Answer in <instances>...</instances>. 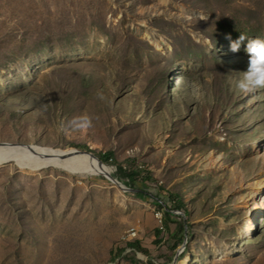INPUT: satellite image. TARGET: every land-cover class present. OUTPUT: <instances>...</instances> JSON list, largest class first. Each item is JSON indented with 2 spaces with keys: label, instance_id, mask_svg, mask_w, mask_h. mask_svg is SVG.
<instances>
[{
  "label": "rangeland",
  "instance_id": "obj_1",
  "mask_svg": "<svg viewBox=\"0 0 264 264\" xmlns=\"http://www.w3.org/2000/svg\"><path fill=\"white\" fill-rule=\"evenodd\" d=\"M229 35L264 39V0H0V143L110 155L129 188L3 163L0 264H264V89Z\"/></svg>",
  "mask_w": 264,
  "mask_h": 264
},
{
  "label": "bare ground",
  "instance_id": "obj_2",
  "mask_svg": "<svg viewBox=\"0 0 264 264\" xmlns=\"http://www.w3.org/2000/svg\"><path fill=\"white\" fill-rule=\"evenodd\" d=\"M6 162H14L30 173H37L48 166H56L77 175H104L113 182L118 179L110 166L76 149L54 151L50 147L35 144L2 142L0 143V165ZM260 190L264 193V185ZM260 213L263 214L264 209Z\"/></svg>",
  "mask_w": 264,
  "mask_h": 264
},
{
  "label": "clouds",
  "instance_id": "obj_3",
  "mask_svg": "<svg viewBox=\"0 0 264 264\" xmlns=\"http://www.w3.org/2000/svg\"><path fill=\"white\" fill-rule=\"evenodd\" d=\"M226 38L230 41L232 52H238L241 44L247 41L245 44L247 65L236 81V88L245 95L264 89V39L259 37L248 39L243 35L236 40H232L230 35Z\"/></svg>",
  "mask_w": 264,
  "mask_h": 264
},
{
  "label": "trees",
  "instance_id": "obj_4",
  "mask_svg": "<svg viewBox=\"0 0 264 264\" xmlns=\"http://www.w3.org/2000/svg\"><path fill=\"white\" fill-rule=\"evenodd\" d=\"M101 160H103L106 163H111L110 162V155L107 156H100ZM118 170L120 173V176L122 177H126L129 178L130 181H135L136 179V175L140 172L139 168H135L133 170V174H126V170L122 165H118ZM151 180H153L152 177H150ZM169 195L171 197H177V195L173 194V193H169ZM179 203L180 200H178ZM159 206L163 209V226L164 228H166V230L171 231L172 227H176V229L179 231L180 239L183 242L185 237H186V225H185V221L182 220V217L175 213L172 209H165L163 207L162 204L159 203ZM187 213V211H185ZM157 234H160L162 232V229H157ZM129 247L133 248L136 251H140V252H144L147 253V250L145 248H143L139 242H134V243H129ZM118 255L122 256L123 252L122 249L119 250ZM126 258L130 259L131 261H133V258L129 257L128 255H124ZM117 255H114L111 259H116Z\"/></svg>",
  "mask_w": 264,
  "mask_h": 264
},
{
  "label": "water",
  "instance_id": "obj_5",
  "mask_svg": "<svg viewBox=\"0 0 264 264\" xmlns=\"http://www.w3.org/2000/svg\"><path fill=\"white\" fill-rule=\"evenodd\" d=\"M51 149H53V148H51ZM54 151H60V149H53ZM76 150H78V149H76ZM79 151H81V152H83V153H85V154H88V155H90V156H92V157H96V158H98L94 153H92V152H90V151H84V150H79ZM102 163H104V164H106L107 166H109L108 165V163H106V162H104L103 160H101L100 158H98ZM119 187H121L122 189H124V190H129V188H127V187H125V186H123L121 183H120V181L118 180V179H115V181H114Z\"/></svg>",
  "mask_w": 264,
  "mask_h": 264
},
{
  "label": "built area",
  "instance_id": "obj_6",
  "mask_svg": "<svg viewBox=\"0 0 264 264\" xmlns=\"http://www.w3.org/2000/svg\"><path fill=\"white\" fill-rule=\"evenodd\" d=\"M131 233L133 234V236H136V235H137L136 228H132V229H131Z\"/></svg>",
  "mask_w": 264,
  "mask_h": 264
}]
</instances>
